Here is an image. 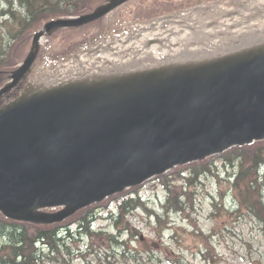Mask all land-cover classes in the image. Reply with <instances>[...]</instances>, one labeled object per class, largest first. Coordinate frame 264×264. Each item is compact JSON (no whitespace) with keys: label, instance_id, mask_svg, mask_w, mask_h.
Instances as JSON below:
<instances>
[{"label":"water","instance_id":"95a60500","mask_svg":"<svg viewBox=\"0 0 264 264\" xmlns=\"http://www.w3.org/2000/svg\"><path fill=\"white\" fill-rule=\"evenodd\" d=\"M125 1L44 28L79 26ZM32 60L30 53L0 95ZM143 85L112 100L108 92L57 93L0 110V209L16 219L59 221L171 166L264 137V52Z\"/></svg>","mask_w":264,"mask_h":264},{"label":"rangeland","instance_id":"374dc122","mask_svg":"<svg viewBox=\"0 0 264 264\" xmlns=\"http://www.w3.org/2000/svg\"><path fill=\"white\" fill-rule=\"evenodd\" d=\"M218 2L225 9L235 8L239 4V0H131L125 3L116 12V15L119 16L120 10L127 16H131L133 13L147 14L148 12L161 15L134 23L125 20L121 24L122 27L118 29V31L120 30L118 35L137 25L185 8ZM170 5L180 7L174 10L169 9L170 12L162 10L153 13L159 7ZM211 16V13H208V18H204V20H211L213 18ZM203 17H207V15ZM106 24H108L106 20H99L95 24L98 28L96 30L90 27L81 32L63 31L58 33L52 38L49 49L57 53L66 51L63 47L65 43L74 44L76 42V45H79L83 40L89 38L88 33H102ZM114 33L110 29L107 31L109 36L104 35L101 39L113 37L111 35ZM24 39L18 40L15 45H22L26 40ZM101 39L89 45L86 44L85 47L73 51V54L90 48ZM40 42L43 51L39 54L36 53L38 55L31 69L24 78L22 77L23 80L18 89L8 94V99L15 97L14 101H17L29 84L40 79L45 71L61 62V60L47 61L45 54L46 51L48 52L46 46L49 45V42L47 38H43ZM15 50L18 49L15 48ZM69 57L65 59L68 60ZM21 59L15 55L12 62L16 65L20 63ZM9 66L14 68L13 65ZM212 168L211 172L198 177L202 181H197L194 186L188 188L190 196L182 198V210L172 207L165 208L166 214L163 211V216L168 220L166 225L160 224V228L158 226L160 234L152 228L154 218H150L142 210H136L128 215L127 220L133 228L140 232L131 234L124 233L123 230L117 232L118 238L123 241L124 246L113 251L111 248L115 247H111V245L115 246L114 243L111 242L109 246L103 234L84 238L74 246V249H77V255L69 261V264H178L174 260L180 261L181 264H208L213 261L216 262L215 264H264V236L259 224L256 220L251 219L249 214H244L243 209L238 208L236 202H233L234 193L230 188V181L224 179L228 173L225 172L226 166L220 157L213 158ZM154 184V180L146 183L147 187L141 189V195L145 200L152 197L157 204L165 200V192L161 186ZM149 203L148 201L149 208H155L158 213L162 211L160 208H156L155 203ZM92 226L96 230L109 228L107 221L101 219L93 222ZM203 253L206 259L203 257Z\"/></svg>","mask_w":264,"mask_h":264},{"label":"trees","instance_id":"16d2710c","mask_svg":"<svg viewBox=\"0 0 264 264\" xmlns=\"http://www.w3.org/2000/svg\"><path fill=\"white\" fill-rule=\"evenodd\" d=\"M105 1L0 0V88L11 79L16 68L17 64L15 65L12 62L13 56H19V59L22 58L21 61L26 57L32 47L31 38L33 33L44 22L57 17L89 12ZM175 7L177 6L159 7L153 13ZM146 16L150 17L145 15L143 18ZM22 39L25 40L20 45L22 47L15 45L18 40ZM75 45L65 43L63 47L68 50ZM15 48L18 50H15ZM47 56L54 59L58 56V53L49 49ZM9 65H13L14 68L12 69ZM11 92L13 91H9V93ZM5 94H8V92ZM215 156H208L201 160L174 167L170 170V173L158 176L167 192L164 209L170 207L183 209L182 198L190 196L188 188L200 181L198 177H202L209 170L212 171ZM217 156L223 160L226 166L228 174L224 179L230 181V188L234 193L233 202H236L238 208L243 209L244 214H249L251 219L257 221L264 236V138L233 146ZM184 170L187 171L186 175L183 172ZM137 187H133V189L136 190ZM115 197L116 195H111L77 210L60 222L53 223L21 221L5 216L0 210V264H69V261L77 255V249H74V246L78 242L101 233L95 232L91 226L97 215L94 207L105 206L108 201ZM135 208H141L146 213L150 212L144 201H141L138 196L127 198L118 206L115 214L108 216L111 229H115L117 232L125 229L130 234L133 233L134 229L125 219ZM150 213L155 216L154 223L156 226L154 230L160 234L157 228L160 224L165 225L167 219L163 220L161 214ZM74 224L76 226H73ZM103 237L108 241L109 246L111 242L114 243L115 246L111 245V247L115 248L110 247L113 251L124 246L118 235L103 232ZM203 257L206 259L204 253ZM174 261L181 264L180 261ZM215 263L213 261L208 264Z\"/></svg>","mask_w":264,"mask_h":264},{"label":"bare ground","instance_id":"6f19581e","mask_svg":"<svg viewBox=\"0 0 264 264\" xmlns=\"http://www.w3.org/2000/svg\"><path fill=\"white\" fill-rule=\"evenodd\" d=\"M211 13V20L208 18ZM207 15V17H203ZM120 36V37H119ZM105 37L44 72L16 103L55 93L98 94L123 90L176 71L210 69L264 52V0L200 4ZM96 88V89H95ZM85 95V96H87Z\"/></svg>","mask_w":264,"mask_h":264}]
</instances>
